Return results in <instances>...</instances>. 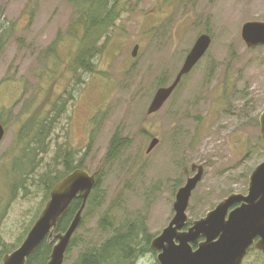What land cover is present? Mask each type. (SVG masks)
Returning <instances> with one entry per match:
<instances>
[{
	"label": "rangeland",
	"instance_id": "374dc122",
	"mask_svg": "<svg viewBox=\"0 0 264 264\" xmlns=\"http://www.w3.org/2000/svg\"><path fill=\"white\" fill-rule=\"evenodd\" d=\"M117 12L95 70L75 73L69 60L82 29L69 0H0V253L22 243L48 200L42 176L63 174L66 156L99 184L64 264L114 238L144 247L172 219L184 167H204L191 223L228 195H246L264 161V47L240 37L245 22L263 21L264 0H119ZM202 34L212 40L207 53L148 115ZM115 135L124 143L108 159ZM153 137L159 145L146 154ZM116 246L105 264H126ZM152 263L147 254L137 264ZM243 264L264 256L252 251Z\"/></svg>",
	"mask_w": 264,
	"mask_h": 264
},
{
	"label": "water",
	"instance_id": "95a60500",
	"mask_svg": "<svg viewBox=\"0 0 264 264\" xmlns=\"http://www.w3.org/2000/svg\"><path fill=\"white\" fill-rule=\"evenodd\" d=\"M240 37L249 49L264 46V19L245 22L241 27ZM211 42L208 34H202L196 39L174 80L156 90L147 109L148 115L158 112L170 99L182 78L207 53ZM137 50L136 45L132 57L136 56ZM258 122L260 137L264 143V110L259 115ZM4 133L5 129L0 124V143ZM159 142L158 138L153 137L146 154L159 145ZM194 171L195 174L190 176V172ZM183 173L186 181L175 194L172 206L174 215L161 234L152 240L151 248L162 250L158 255L160 264H242L252 246L264 255V161L251 172L246 195H228L213 210L207 212L205 217L193 221L192 227L186 232L180 231L187 224L186 211L190 197L203 177L204 167L193 164L190 169L184 167ZM95 185V176L84 169H76L57 182L22 243L12 252L3 255L1 264H26L45 240L54 241L46 264H64L66 251L82 222L83 211ZM76 200L80 201V206L68 227L64 232L55 233L59 221ZM236 204L239 206L229 211ZM201 237L204 241L199 242L198 248L193 251L190 243H197ZM163 243H171V246H164Z\"/></svg>",
	"mask_w": 264,
	"mask_h": 264
},
{
	"label": "trees",
	"instance_id": "16d2710c",
	"mask_svg": "<svg viewBox=\"0 0 264 264\" xmlns=\"http://www.w3.org/2000/svg\"><path fill=\"white\" fill-rule=\"evenodd\" d=\"M69 2H71L73 5L75 12L79 13L77 22L82 29L81 36L78 38L77 49L69 60V64H72V66L69 68H71V71L75 73L77 70L83 72H93L95 70L94 60L99 54V43L107 35L108 30L113 27L114 22L117 20V8L119 7V0H69ZM123 143L124 141L118 137V135H115L110 142L107 158H114L123 146ZM54 160L57 161V158ZM62 162L65 166L63 174L60 176L44 174L42 176V183L45 187V198L47 199L52 187L57 182L63 179L70 172L76 169H83L80 163L74 165L69 156H66ZM98 184L99 180L96 178V185L92 191V194L97 188ZM92 194L89 197L88 204H91L90 199ZM79 206V200L73 202L62 219L59 221L55 233L64 232L66 230ZM127 239L128 236L124 239L114 238L111 242L107 244L105 243L103 246L89 249L79 257L76 264H105L106 261L104 259L107 258L109 250L113 249V247L116 245V242L121 243ZM72 243L73 240L70 244V247ZM110 243H113V245H110ZM52 245L53 241L48 242L45 240L35 251V253L28 258L26 264H46ZM117 247L118 246H116L114 250H116ZM12 249L0 253V263L2 256L11 252Z\"/></svg>",
	"mask_w": 264,
	"mask_h": 264
},
{
	"label": "flooded vegetation",
	"instance_id": "af4514ba",
	"mask_svg": "<svg viewBox=\"0 0 264 264\" xmlns=\"http://www.w3.org/2000/svg\"><path fill=\"white\" fill-rule=\"evenodd\" d=\"M264 19V18H263ZM260 47H264V46H258L256 48H253V49H257V48H260ZM73 172V171H72ZM71 173V172H70ZM195 173H193L194 175ZM68 175V174H67ZM237 206H239L238 204L232 206L230 208L229 211L233 210L234 208H236ZM193 222V221H192ZM192 222H188V219H187V224L182 228V230L180 232H186L190 227H192ZM161 234V233H160ZM160 234H158L157 236H159ZM155 236V237H157ZM154 237V238H155ZM126 238V237H123V239ZM153 238V239H154ZM152 239V240H153ZM152 240L150 242H147L146 244H144V247L142 248H135L133 245H129L128 243H124V242H116V244H118V246H122L123 249H121L122 251L121 252V255L124 256L123 259H125V263L126 264H137L138 261L141 259V257L145 256V255H150L153 259V263L152 264H160V262L158 261V255L162 253V250H153L151 247H152ZM204 241V238H200L197 243L193 244V243H190V247L193 251H195L197 248H198V243L199 242H203ZM109 243V242H108ZM177 243V242H175ZM110 245H113V243H110ZM163 245H169L171 246V243L170 244H166V243H163ZM68 250V249H67ZM252 251H256L254 247H251L248 252H247V255L246 257H248V255L252 252ZM259 252V251H257ZM261 253V252H259ZM262 254V253H261ZM246 257L244 258V260L246 259ZM243 260V261H244Z\"/></svg>",
	"mask_w": 264,
	"mask_h": 264
}]
</instances>
